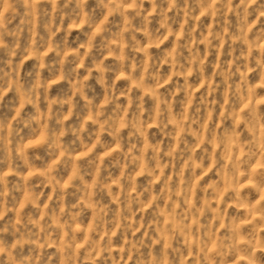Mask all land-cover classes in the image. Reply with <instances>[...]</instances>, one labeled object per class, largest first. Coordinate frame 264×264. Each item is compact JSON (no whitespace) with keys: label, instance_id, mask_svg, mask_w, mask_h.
Segmentation results:
<instances>
[{"label":"clouds","instance_id":"obj_1","mask_svg":"<svg viewBox=\"0 0 264 264\" xmlns=\"http://www.w3.org/2000/svg\"><path fill=\"white\" fill-rule=\"evenodd\" d=\"M0 264H264V0H0Z\"/></svg>","mask_w":264,"mask_h":264}]
</instances>
